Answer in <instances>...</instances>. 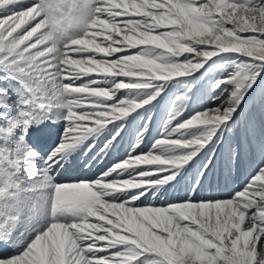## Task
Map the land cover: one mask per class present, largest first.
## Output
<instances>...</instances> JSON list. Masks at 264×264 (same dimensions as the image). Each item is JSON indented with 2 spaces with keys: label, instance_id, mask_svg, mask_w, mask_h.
I'll return each instance as SVG.
<instances>
[{
  "label": "snow or ice",
  "instance_id": "6c2138e0",
  "mask_svg": "<svg viewBox=\"0 0 264 264\" xmlns=\"http://www.w3.org/2000/svg\"><path fill=\"white\" fill-rule=\"evenodd\" d=\"M257 96L264 0H0V264H264V158L198 195Z\"/></svg>",
  "mask_w": 264,
  "mask_h": 264
},
{
  "label": "rangeland",
  "instance_id": "374dc122",
  "mask_svg": "<svg viewBox=\"0 0 264 264\" xmlns=\"http://www.w3.org/2000/svg\"><path fill=\"white\" fill-rule=\"evenodd\" d=\"M166 100L167 97L158 108L153 109L155 119L151 124L152 134L147 138L149 143L152 136L162 131L161 119ZM262 144H264V105L257 96L255 100L245 105L238 117V124L229 130L223 142L216 145L215 159L205 185L199 190L198 195L224 194L231 191L264 158L261 152ZM197 164L199 165V162ZM100 167L102 166L92 168L95 174ZM183 195V185H181L176 190H169L167 198L175 199Z\"/></svg>",
  "mask_w": 264,
  "mask_h": 264
},
{
  "label": "bare ground",
  "instance_id": "6f19581e",
  "mask_svg": "<svg viewBox=\"0 0 264 264\" xmlns=\"http://www.w3.org/2000/svg\"><path fill=\"white\" fill-rule=\"evenodd\" d=\"M81 161L80 162H76V164H74L72 167H70L68 169L67 172L64 173L65 177H90L93 176L95 173V171L90 170L88 168L85 167H81ZM99 166V165H98ZM97 169V168H96Z\"/></svg>",
  "mask_w": 264,
  "mask_h": 264
}]
</instances>
